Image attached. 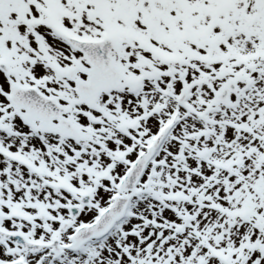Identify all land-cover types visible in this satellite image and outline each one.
I'll use <instances>...</instances> for the list:
<instances>
[{"label": "snow or ice", "instance_id": "obj_1", "mask_svg": "<svg viewBox=\"0 0 264 264\" xmlns=\"http://www.w3.org/2000/svg\"><path fill=\"white\" fill-rule=\"evenodd\" d=\"M0 264H264V0H0Z\"/></svg>", "mask_w": 264, "mask_h": 264}]
</instances>
